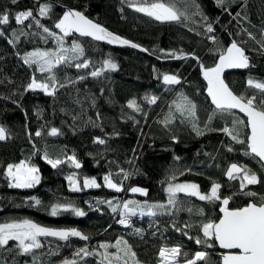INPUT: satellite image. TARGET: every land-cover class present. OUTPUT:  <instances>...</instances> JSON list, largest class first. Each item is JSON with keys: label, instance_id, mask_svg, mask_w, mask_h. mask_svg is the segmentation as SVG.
<instances>
[{"label": "trees", "instance_id": "1", "mask_svg": "<svg viewBox=\"0 0 264 264\" xmlns=\"http://www.w3.org/2000/svg\"><path fill=\"white\" fill-rule=\"evenodd\" d=\"M175 3L179 10H184V0ZM44 4L50 5L51 11L41 17L39 7ZM195 4L203 17L191 15L195 8L189 7L191 19L160 22L135 11L129 0H16L15 3L0 0V13L10 16L7 25H0L3 32L0 35V127L7 130L6 139L0 141V223L28 219L46 227L76 229L88 236L86 241L78 237H70L68 241L40 238L44 246L29 254H20L16 242L9 241L0 248V264H64L66 260L100 264L103 259L100 255L76 256L75 253L80 248L102 253L105 250L99 248L100 244H115L118 239L128 242L139 264H159V249L175 246H180L188 257L204 251L210 264H219L213 239L204 237L201 227L203 223L217 221L221 200L201 201L177 193L176 205H168L165 188L170 183L188 182L196 184L201 193L210 194L212 184L217 183L221 185V198H229V208H240L249 202L264 203L263 167L246 155V145L235 143L222 131L225 127H235L240 138L246 139L245 122L233 112L216 111L213 115L215 109L203 93L200 68V63L213 66L220 52L235 40L245 49L250 66L224 74V81L237 95L256 93L247 81L253 78L264 82V54L257 43L264 41L261 36L264 0H225L223 7L218 6L217 0H195ZM28 10L59 36L63 34L54 24L63 13L80 11L109 32L148 51L110 47L69 35L63 37L65 47H71L73 42L80 44L84 49L82 59H87L90 67L54 68L53 73L64 84V87L57 84L54 96L27 90L33 77L50 81H47L49 74L40 73L35 65L24 64V55L36 50H58L56 40L43 33L35 21L15 23V15ZM207 24L213 26V32L206 31ZM247 33H252L256 40H250ZM170 52L189 55L175 59L167 55ZM106 59L114 62L117 69L92 77L90 72L100 68ZM164 74L176 75L180 83L165 85ZM81 76L85 78L79 79ZM181 94L196 105L194 121L201 135L193 130V118L177 110ZM152 96L157 97L155 104L145 99ZM132 99L142 111L127 107ZM169 116L171 122L166 121ZM52 128L59 134L49 135ZM37 131L41 136L35 135ZM97 138L105 143H95ZM229 147L233 150L228 151ZM45 153L65 162L53 168L43 159ZM73 155L81 164L78 169L67 160ZM21 161L39 170L40 181L33 188L9 187L5 176L7 165ZM232 163L249 169L259 182L241 190L239 178L225 180L224 171ZM125 173L129 174L127 179ZM109 174L121 186L120 192L104 185V176ZM69 176H74L80 191L69 190ZM87 178L95 179L100 187H82L83 179ZM132 187L142 188L147 194L133 193ZM246 192L256 195L248 196ZM108 201L120 206L116 212ZM124 201L135 202L131 207L144 213L152 205L162 204L166 209H151L156 212L154 216L135 215L129 221L131 227H124L118 222ZM56 204H71L85 215L78 217L71 211H62L52 216L51 207ZM165 211L170 214H164ZM197 239L202 242L196 243ZM124 260L132 264L130 256ZM124 260L114 264H124Z\"/></svg>", "mask_w": 264, "mask_h": 264}, {"label": "snow or ice", "instance_id": "2", "mask_svg": "<svg viewBox=\"0 0 264 264\" xmlns=\"http://www.w3.org/2000/svg\"><path fill=\"white\" fill-rule=\"evenodd\" d=\"M13 3L16 0H12ZM185 8L183 11L176 7L175 0H129L130 6L134 7V10L144 15L160 22H182L184 20L191 19L188 14L189 7L195 8V11L191 15L203 14L199 10V6L195 4V0H184ZM225 0H217L218 6L223 7ZM227 10V9H225ZM51 11V6L48 4L41 5L39 7V16L45 17ZM231 14V13H229ZM237 16L240 13H236ZM15 23L18 25L24 24L26 20H33L37 27L42 28L43 33H46L49 37L56 40L58 50L57 51H40L36 50L29 52L24 55L23 63L29 66L35 65L38 71L42 74L47 73V81H38L33 77L28 83L27 90L31 91H42L46 95L54 96L57 91V84L60 87H64V84L60 83L53 73V69L60 65L74 66L79 69H88L90 67V62L87 59H82L84 55V49L80 44L73 42L71 47H65L63 37L69 36L73 33H78L80 36L91 37L96 41H106L109 44H120L128 45L132 48H140V51L147 52V49L140 47L135 43H131L126 39H122L118 35H115L107 31L101 25L88 19L82 12L75 10L65 11L62 17L54 24L56 29H59L62 36L50 31L48 27L43 26L39 19L33 16L31 10L19 12L14 17ZM206 20L207 18L204 17ZM10 22V16L8 13H0V25H7ZM206 31L211 33L214 31L211 24L206 25ZM3 35V32H0ZM250 40L255 41L256 37L252 33H247ZM16 36V33H13ZM261 36L264 37V30L261 31ZM215 42V38L212 37ZM11 43V41H10ZM260 44V51L264 54V41H257ZM168 56L175 59H185L187 55L181 53L176 55L174 52L167 53ZM191 58L196 60L198 63L199 58L195 54H191ZM76 63L73 64V62ZM249 57L245 54V49L233 40L227 49H224L219 54L218 62L212 67H205L203 63H200L201 72L205 81H207V94L211 98V103L215 106V112L220 113H231L232 110H239L247 117L246 127L250 130L246 139H241L239 132L233 128L225 127L222 131L229 136L235 143L246 145L247 152L246 155H251L253 158H258L264 166V82L256 81L253 78H249L247 85L249 88L256 90V93L247 96L245 94L237 95L235 94L228 85L222 79V73L226 68H248ZM117 65L110 59H106L102 62L100 68L90 72L92 77H99L105 70L115 71ZM85 77L81 76L79 79L83 80ZM163 83L165 85H175L179 84L180 80L176 75H163ZM149 104H155L157 97H146L145 98ZM180 103L177 104V110L181 112L182 115L187 114V116L193 118L192 127L196 131L197 135H201V130L197 127L194 118L196 116V105L188 100L187 97H179ZM175 103V102H174ZM127 107L133 111H142L140 105L135 99L128 102ZM212 116L209 117L211 121ZM167 122H171V117L166 118ZM237 123L234 121V124ZM238 123H244L243 121H238ZM49 135L56 136L59 134L56 128H52ZM36 136H41V132L37 131ZM7 137V130L4 127H0V141L5 140ZM175 139V138H174ZM95 143L104 144L103 139L97 138ZM231 147L228 151H232ZM43 159L50 164L53 168L64 163V160L59 158L52 159L47 153L44 154ZM67 160L71 162V165L75 168H80V162L75 158V156L67 157ZM123 171V170H122ZM39 170L35 166H31L25 161H21L17 164H8L5 176L9 179V187L20 188V189H30L37 185L40 181V176L38 175ZM125 179L128 177V173H125ZM229 179L239 178L241 180V190H243L247 185L258 183V178L254 173H251L249 169L243 166H238L233 163L226 172ZM70 185H72V191H80L81 188L76 184L74 176H69L67 178ZM175 179V176L172 177ZM105 185L120 192L122 190L121 186L114 183L110 178V174L104 176ZM83 187H100L95 179H85L83 181ZM221 185L213 183L211 186L210 194H201L199 188L196 184L180 183V184H169L167 187L168 194V205L175 206L177 203V193H185L189 196H195L201 201H216L221 200L225 207L220 209L223 212V217L217 222H207L203 223L201 231L203 236L208 239H214L218 242L219 247L222 249H235L238 253L225 254L222 257L223 264H264V203L257 205L256 203H249L246 207L229 210L227 205L229 204V198H221L219 195V189ZM133 193L139 192L142 195H146V191L139 188H132ZM248 196H255L254 192L244 193ZM35 200V198H33ZM37 205L40 204L39 200H35ZM109 207L112 208L113 212H116L120 207L119 205L113 206L111 201L107 202ZM135 203L133 201L126 202L122 205L123 211L120 212L119 223L124 227H131L129 223L131 217L137 215V210L131 205ZM137 207H143L137 205ZM150 210L147 213L141 212V215L147 214L149 216L156 215L154 208H160L162 210L166 209L165 205H152L149 206ZM71 211L74 215L80 217L84 216L85 213L79 208L74 207L71 204H56L51 207L50 214L52 216L58 215L60 212ZM189 211H191L189 209ZM164 214H170L166 211ZM139 232V229H136ZM179 231V229H178ZM186 235V233H185ZM40 237L48 238L53 237L61 241H68L70 237H78L81 240H88V236L82 234L76 229H51L47 227H42L31 220L23 219L20 221H11L0 223V248H4L8 245L9 241H15L20 254H29L36 249L42 248L44 245L40 240ZM191 238V237H190ZM200 239L196 240V243H201ZM123 244V247H121ZM208 247H212V244H208ZM99 248L104 249V252H89L87 248H80L76 251V256H88V255H100L103 257L100 264H114L124 260L125 256H130L132 264H139L136 260V253L128 245L127 241L118 239L115 244L102 243ZM109 248H116L115 253L108 251ZM123 253V256L120 254ZM184 259H180L181 256ZM159 264H198V262H203V264H210L208 260V254L204 251L195 252L194 256L188 257L187 253H182L180 246L175 247H161L158 253ZM64 264H77V261L66 260ZM124 264H128L127 260H124Z\"/></svg>", "mask_w": 264, "mask_h": 264}, {"label": "water", "instance_id": "3", "mask_svg": "<svg viewBox=\"0 0 264 264\" xmlns=\"http://www.w3.org/2000/svg\"><path fill=\"white\" fill-rule=\"evenodd\" d=\"M107 31H108V30H107ZM71 35H75V36L80 37V38L90 39V40L95 41V42H102V43L107 44V45L110 46V47L131 48V49H134V50L139 51V52H144V51H140V48H132V47H130V46H128V45L109 44V43H107L106 41H96V40H93L91 37L80 36L78 33H73V34H71ZM122 39H123V38H122ZM230 44H231V43H230ZM230 44H228L227 47H226L225 49H227V48L230 46ZM218 60H219V56L217 57V59H216L214 65L218 62ZM214 65H213V66H214ZM211 67H212V66H211ZM244 69H245V68H226V69L224 70V72L222 73V79L224 80V74H226V73H228V72H232V71H236V70H244ZM201 76H202V79H203V81H204V91H203L204 96H205V98L207 99L208 104H209L213 109H215V106L211 103V98H210V97L208 96V94H207V81L204 80L202 74H201ZM224 82H225V81H224ZM232 112L235 113V114H237L238 116H240V117L244 120V122H245V127H246L247 117H246L243 113L239 112V110H232ZM246 131H247V135H248L249 132H250V130H249L247 127H246ZM246 137H247V136H246ZM255 159L258 161V158H255ZM258 162H259V161H258ZM259 163H260V165L262 166L261 162H259ZM232 164H233V163H232ZM232 164L228 165V166L226 167L225 171H224V175H223V177H224L225 180H230V179L227 177L226 172H227V169H228ZM262 167H263V169H264V166H262ZM249 203H251V202H249ZM249 203H247L246 205H244V206H242V207H240V208L246 207ZM257 205H259V204H257ZM222 207H225V206L222 204V202H220V206H219V208H218V210H217V212H218V219H217V221H216L217 223H218L219 219L223 217V212L220 211V209H221ZM227 208H228L229 210H237V209H240V208H229L228 205H227ZM33 222H34V221H33ZM34 223H35V222H34ZM36 224H37V223H36ZM38 225H39V224H38ZM40 226H42V225H40ZM42 227H46V226H42ZM47 228H51V227H47ZM51 229H56V228H51ZM57 230H61V229H57ZM65 230H66V229H65ZM40 238H44V237H40ZM48 238H53V237H48ZM53 239H56V238H53ZM213 242H214V244H215V246H216V249H217V253H216L215 255H216V257L219 259V264H223V260H222L223 255H225V254H230V253H233V254H234V253H238V250H235V249H231V250H229V249H222V248H220L218 242H216L214 239H213Z\"/></svg>", "mask_w": 264, "mask_h": 264}, {"label": "rangeland", "instance_id": "4", "mask_svg": "<svg viewBox=\"0 0 264 264\" xmlns=\"http://www.w3.org/2000/svg\"><path fill=\"white\" fill-rule=\"evenodd\" d=\"M134 8V7H133ZM182 11V10H181ZM19 163V162H18ZM17 164V163H16ZM87 179H89V178H87ZM85 179H83V181H84ZM8 181H9V179H8ZM83 181H82V187H83ZM239 181H241L240 179H238V182ZM9 183H10V181H9ZM103 183H104V185H105V182H104V180H103ZM180 183H188V182H176V183H171V184H180ZM77 184V183H76ZM188 184H193V183H188ZM169 185V184H168ZM168 185L166 186V188H165V192H166V194H167V187H168ZM106 186V185H105ZM107 187V186H106ZM71 188H72V185H69V190H71ZM89 188H91V187H89ZM132 188H139V187H132ZM131 188V189H132ZM130 189V190H131ZM139 189H142V188H139ZM143 190V189H142ZM181 193H183V192H181ZM185 194V193H184ZM201 194H205V193H201ZM168 195V194H167ZM125 203V201L122 203V205ZM122 205H121V208H120V212H122L123 211V209H122ZM135 208V207H134ZM138 208H136V210H137ZM140 213L141 212H139L138 210H137V215H140Z\"/></svg>", "mask_w": 264, "mask_h": 264}, {"label": "bare ground", "instance_id": "5", "mask_svg": "<svg viewBox=\"0 0 264 264\" xmlns=\"http://www.w3.org/2000/svg\"><path fill=\"white\" fill-rule=\"evenodd\" d=\"M43 240V239H42ZM52 240V239H51Z\"/></svg>", "mask_w": 264, "mask_h": 264}]
</instances>
